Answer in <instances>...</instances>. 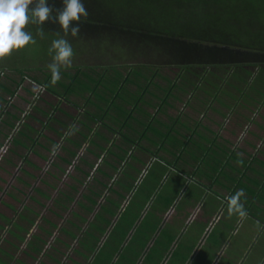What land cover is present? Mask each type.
Instances as JSON below:
<instances>
[{"label":"trees","instance_id":"trees-1","mask_svg":"<svg viewBox=\"0 0 264 264\" xmlns=\"http://www.w3.org/2000/svg\"><path fill=\"white\" fill-rule=\"evenodd\" d=\"M82 2L89 15L81 24L77 36L73 37L70 33L65 35L58 23L29 25L27 30L36 43L28 47L42 43L49 49L53 40L63 37L71 41L72 48L78 50L95 40L101 46L123 52L125 59L122 58L120 63L101 61L91 65L78 62L70 68L61 67L60 79L53 83L49 67H36L38 71L34 72L25 64L16 65L7 58L0 60V63H6L0 64V101L11 103L14 109L20 111H10L3 106L0 114V120L8 115L2 123L13 128L9 134L11 138L2 146H7L3 157L10 153L11 156L25 159L17 150L18 146L25 147L24 141L28 142L29 151L39 156L36 147H41L44 140L47 144L45 148L49 151L59 145L58 139H61L64 144L62 149L66 153V157H62L55 152L50 158L49 169L41 178L49 191L57 192V196L52 198V206L47 208V214H41L25 204L24 210L15 211L19 221L15 217H6L0 224V264H26V258L35 261L49 253H64L61 248H71L65 240H55V232L58 229L60 234L64 232L72 237L68 231L73 222L66 213L73 214L71 203L74 193L79 191H84L81 195L91 203L90 206L89 203L84 204L82 211L89 214L94 207H100L91 224H96V229L98 224H106V227L112 224L115 213H109V208H104L108 199L106 202L102 199L104 204L99 203L102 192L99 193L97 190L100 189L92 183L98 181L90 173L78 169V161L83 162L84 153L89 152L90 148L106 150L102 146L104 142L110 144L107 149L121 147L122 144L125 153L123 161L136 158L135 153L139 149L146 150L138 143L142 142L144 134L138 126L144 125L140 117L145 115V108H175V102H181L198 114L206 115V112L212 111L228 118L230 114L223 111L226 108L233 112V117L243 119L237 123L241 130L250 124L261 130L264 128V0ZM48 4L53 7V14L64 6L62 0H48ZM40 27L43 28V36L38 33ZM12 57H15L12 58L15 61L19 57L24 60L20 54H13ZM27 82L42 87L44 91L38 93ZM19 89H26L33 98L19 95ZM14 96L30 107L14 104ZM148 97L150 102H147ZM222 98L225 100L223 106L216 104ZM122 100L123 109H118L122 115L112 111L114 118L123 120L122 126L117 127L109 123L110 113L113 104ZM144 101L148 104L141 105ZM194 102L201 109H196ZM88 106L90 109H86ZM197 123L200 125L201 122ZM151 125L148 124L150 131ZM152 130L157 131L155 128ZM248 132L255 135L253 131ZM261 142L263 145L256 147L259 153L264 150V137H261ZM71 147L76 152L83 150L84 155L77 157ZM73 156L74 161L77 160L75 164ZM254 159V162L246 165L248 169H252L257 157ZM20 165L18 167L22 168ZM63 165L68 168H62ZM72 166V171H80V174L70 172ZM52 169H58L75 186L72 187L70 181L64 182L62 177L68 189L61 190L58 185L61 179ZM99 169L97 167L96 171ZM107 177L110 180L113 178L111 175ZM99 184L108 190L111 198L117 195L110 191L109 184ZM39 189L43 196L51 199L50 192L42 187H34L35 191ZM74 213L79 215V212ZM79 218L86 220L80 215ZM61 220L67 222L64 229L58 223ZM4 224L10 237L2 236L3 230H6ZM100 232L103 234L105 231ZM90 237L86 229L83 238ZM12 245L16 248L13 249ZM117 251L120 253L121 247ZM17 252H21L20 260L11 257Z\"/></svg>","mask_w":264,"mask_h":264},{"label":"crops","instance_id":"crops-1","mask_svg":"<svg viewBox=\"0 0 264 264\" xmlns=\"http://www.w3.org/2000/svg\"><path fill=\"white\" fill-rule=\"evenodd\" d=\"M3 106L0 103V114L5 107ZM193 111L190 107H175L165 111L145 108V115L140 117L144 125L138 126L139 131H144V134L142 142L138 143L146 150L139 149L135 153L136 159L128 158L123 161V170L126 168L123 175L125 186L122 194L117 193L112 197L115 201L113 204L121 202V206H124L123 228H120L121 224H116L123 216L120 213L114 215V224L107 227L106 224H98L96 229V224L91 223L100 207H94L89 214L82 211L79 201L83 204L89 202L81 195L85 192L79 191L74 193L71 203L73 214L70 220L73 226H70L68 232L72 237L64 232L60 234L58 229L55 232L57 236H61H56L55 240H65L71 248H61L64 253H49L35 261L26 258V264H264V158L258 159L257 145L243 139V134L239 135L238 122L233 129L227 128L229 122H235L229 118L233 117L232 111H225L230 114L228 118L213 112L216 117L210 121L216 128L200 120H195L192 124ZM209 112L212 111L206 112V115H198H203L206 119ZM187 116L191 121L184 118ZM2 120L0 149L11 138L9 134L13 131L10 126H2ZM198 121L206 125L208 131L201 129L204 132L202 134L187 131L188 124L195 127ZM148 124H152L151 127L157 131L152 128L151 131L148 130ZM175 126L179 128V133L174 135ZM159 127L172 128L168 132H162ZM169 136L173 138L170 139ZM226 136L236 139L230 140ZM200 137L206 140H201ZM244 142H248L253 148ZM58 144L56 152L66 157L61 139H58ZM23 145L25 147L18 146L17 150L25 159L7 153L0 161V224H3L6 217H15L19 221L15 211L24 210L25 204L41 214H47V208L52 206V198L57 196L56 191H49L41 182L40 173L44 172V175L46 171L35 161H51L53 149L48 151L44 140L41 147H36L40 154L38 156L29 151L28 142L24 141ZM245 145L255 152H249ZM201 146L204 147L203 150H195ZM239 148L246 149L248 156L238 153ZM71 149L76 152L74 147ZM87 153H84L85 156ZM75 154L77 157L81 156L79 150ZM254 157L261 162L254 163L252 170L248 169L246 165L254 162ZM87 158L86 162L78 161L77 167L96 178L98 183L94 185L100 189L97 190L99 193L102 192L99 203L104 204L102 199L106 202L110 193L99 183L110 184L111 180L107 176L116 177L118 158L107 162L105 166L93 154L89 153ZM74 159L73 156L72 161ZM208 161L213 165L204 168L203 163ZM18 164H22V168ZM97 165L100 168L98 171ZM62 168L67 169L68 166L63 165ZM234 168L236 172H233ZM243 168L245 174H240ZM15 171L20 174H15ZM52 172H56V176L61 179L58 183L61 190L68 189L62 182V177L64 182L70 181L72 187L75 186L58 169H52ZM77 173L80 174V171L73 174ZM127 182H132L133 186L130 187ZM34 187H42L44 191L50 192L51 199L38 194ZM239 190L244 192V196L240 198L246 211L244 218L236 214L230 215L228 211L227 198ZM90 205L91 203L88 204ZM118 210L119 208L116 209ZM74 211L79 212L86 220L77 218ZM64 220L58 222L63 229L67 226ZM86 229L90 238H83ZM102 230L105 231L103 234L100 232ZM116 231L118 235L115 238L119 241L109 243ZM56 247L59 248V245ZM120 247L121 252L118 253L117 249ZM11 257L20 260L22 255L17 252Z\"/></svg>","mask_w":264,"mask_h":264},{"label":"rangeland","instance_id":"rangeland-1","mask_svg":"<svg viewBox=\"0 0 264 264\" xmlns=\"http://www.w3.org/2000/svg\"><path fill=\"white\" fill-rule=\"evenodd\" d=\"M69 42H70V44H72L71 41H69ZM119 48L121 49V47H119ZM73 51H74L73 59H75L77 62L75 60H73L72 65H76L78 62L81 63V64L82 63H88V64H91V65H94V64H99L101 61H103V62H110V63L111 62H115V64H118V63H120V61L122 60V58L125 59V56H124V53L123 52H118V50L115 51L114 48H112V47H104V46H101L99 44V42H96L95 40H93L91 43H88L87 44V47H82L81 49H78V50H76V49L73 48ZM20 52H22V53H20ZM13 54H20L21 57H24V60L22 58H20V57L18 59L16 58V61L13 60L15 58V57H12ZM12 55L9 58H7V61H10L12 63L13 62H16L15 63L16 65H20V63H21V65L22 64H25L24 66H26L27 68H29V70H33L34 72H37L38 70H36V67H49V65L53 62V55H54V53L52 55H50L49 54V49L46 48L45 46H43L42 43H39L38 45H32L30 47L27 46L22 51L13 52ZM0 64H5L6 65V63H3V61ZM9 64H11V63H9ZM10 66L13 67V65H10ZM26 84L28 86L32 87L38 93H40V91H44V89L42 87L37 86V85H34V84H31L30 82H27ZM26 91H27L26 89L25 90L24 89H19L18 94L19 95L23 94V95L27 96L29 99H32L33 97L30 94H28V92H26ZM18 96L12 97V102L14 104H17L18 106L23 107V108L25 106H28V104H26ZM59 96H62V95H59ZM61 98L63 99V96ZM73 98L74 99H77L74 96H73ZM111 98H112V96H111ZM51 100L52 101H55V99H53V98ZM78 101L80 103L82 102L81 100H78ZM147 102H150L149 101V97L147 98ZM147 102L144 101L143 103H141V105H147L148 104ZM183 102H185V101H183ZM230 102L231 103H234L232 101H230ZM0 103H2L10 111L13 110V111H16L18 113L20 112V111H17L16 109H14V106H12L13 104H11V103L10 104H7V103H3L2 101H0ZM223 103H225L224 98H222L221 100H219V101L216 102V104H219V105H222V106H223ZM175 104H176L175 107L183 108V109H186L187 108L185 103L175 102ZM194 104H195V102H194ZM195 106H196V109H201V107H198L199 105L197 103L195 104ZM28 107H30V106H28ZM81 109L84 110V107H82ZM86 109H90L89 106ZM118 109H123V100L122 101H118V102L116 101V103L113 104V106L111 108V113H110L111 116H110L109 123L110 124H115V126H117V127L118 126L121 127L122 124H123V120L122 119L121 120H118V118H114L112 116L114 114V112H112V111H115V112L117 111V113L120 112ZM161 110L165 111V110H169V108L167 107V108H165V109L163 108ZM223 111H228V110L225 108ZM120 113H118V115H122V113L121 114ZM193 115L194 116H193L192 122H191L192 124H194L195 120L196 121L197 120H200L202 123H206V124L212 126L213 128H216V126H214V124L210 121V120H213L214 117H216L213 112H209L208 113V118H206V119L203 117V115H198V113L195 112V111H193ZM6 116H8V115H6ZM184 118L187 119V120H189V121H191V118L188 117V116L187 117H184ZM218 119L219 120H222L221 117H219ZM230 119H233L231 121H235V122L234 123L229 122L226 125L228 129H233L234 126H235V124L239 120H243L242 118H238L237 119L236 117H230ZM226 122H228V120H226ZM2 126H5V125H2ZM159 128H162V127H159ZM170 128H172V127H169L168 129L162 128L161 130H162V132H168V130ZM174 129H175L174 130V132H175L174 135L175 134H178L179 133V128L177 126H175ZM201 129L204 130V131H208L207 126L204 125V124H201V123H200V125H198V123H197V125H195V127H192L190 124H188L187 131H191V133L192 132H198V134H202L204 132ZM242 129L243 130H241V128H239V135L240 134H243L244 135L243 139H246L247 141H252V143H254L257 146H262L263 145V144L261 145V143H262L261 142V137H263V132H264V128L263 127H262V130H261V129H259V127L250 124V125L247 126V128L245 127V128H242ZM248 130L253 131L255 133V135L250 134L248 132ZM221 131H223V130H221ZM223 134L224 135H227L225 132H223ZM256 136H259V138H256ZM169 138L171 139L173 137L169 136ZM200 138H201V140H206V138H202V137H200ZM226 138H228L230 140H235L236 139L233 136H226ZM244 143L253 148V146L251 144H249L248 142L247 143L244 142ZM109 145L110 144L108 142L102 143V146L106 147V150H103L102 149L100 151H97V148H90V151L87 153V156H88L89 153L90 154H93V156H95L96 158H98V160L100 159L101 163L104 162V164H102L104 166H105V164L107 162H109V161H111L113 159L115 161L117 158H119L118 161H117L118 167H115L116 177L113 176V178L111 180V183L109 184V189H110L111 192H116L118 194H122V190H123V188L125 186V185H123V183H124V181H123V178H124L123 175H124L125 170H126V168H125V170H123V145L120 144L121 147H118L117 146V148L107 149V147ZM250 147H247L246 146L245 148L249 152H255V150L252 149V148H250ZM3 148L0 149V152H1V154L4 155L5 154L4 152L6 151V148H4V149ZM263 148H264V146H263ZM203 149H204L203 146H201L199 148H195V150H203ZM246 149L239 148L238 153H240L243 156L244 155H247L248 156V152H247ZM82 151L83 150L80 151V154L82 153ZM102 151H104L105 153L102 152ZM98 152H100V153H98ZM113 154H115V155H113ZM87 156H85L83 158V161L84 162L88 161ZM258 156H259L258 159L264 158V150L261 153H258ZM0 159H1V157H0ZM132 159H136V158L133 157ZM258 159L256 160L255 163H260L261 162ZM35 161L38 162L41 165V167H42V169H44V171H46L50 167L49 166L50 161L49 162L48 161L44 162V161H41L40 159H35ZM90 163H92L94 165L93 162H90ZM261 164H263V163H261ZM210 165H213V163L211 161H208V162L203 163V167L204 168L211 167ZM98 166L99 165H97V167ZM263 166H264V164H263ZM69 170H70V172H72V168L71 167L69 168ZM229 170H230V167H229ZM233 172H236V168L233 169ZM243 172H244V168L240 172V174L241 173L242 174H245ZM14 173L15 174H20L19 171H15ZM43 173L44 172L40 173L41 174V177L44 176ZM73 173H75V172H73ZM250 173H251V171H249L248 174H250ZM109 182L110 181H108V183ZM92 183L95 184V182H93V181H92ZM127 184H129L130 187L133 186L132 182H127ZM36 192L38 194H42L41 191H40V189L39 190H36ZM106 198L108 199L107 200L108 204H105L104 205V208H109V210L114 211V213L116 215H120V213H121V216L123 215L119 219L118 223H116V224H121L120 225V228H123V224H124V206H121V202L120 203L117 202L116 204L111 205V201L113 203H115V201L112 200V198L110 196H108ZM79 205H80L81 208H84V204L81 203L80 201H79ZM118 208H119V210L116 211V209H118ZM66 215H68V214H66ZM70 216L71 215H69L68 217H70ZM76 216H77V218L79 217L78 214ZM112 224H114V221L112 222ZM14 228L17 229L18 227L17 226H14ZM5 229L6 230H3V235L2 236L3 237H10L8 235V233H7V226L6 225H5ZM12 233H13V231H12ZM117 235H118V232L117 231L114 234H112V236L110 237L109 243H112L113 244L115 241H119V239L116 240V238H115V237H117ZM12 247H13V249L16 248L13 245H12Z\"/></svg>","mask_w":264,"mask_h":264},{"label":"clouds","instance_id":"clouds-1","mask_svg":"<svg viewBox=\"0 0 264 264\" xmlns=\"http://www.w3.org/2000/svg\"><path fill=\"white\" fill-rule=\"evenodd\" d=\"M63 8L55 10L49 6L48 0H0V60L9 58L13 52L22 51L36 41L27 30L29 25L43 26L46 22L58 23L65 35L69 33L75 37L81 31V24L89 15L82 0H62ZM43 36V28L38 29ZM53 55V62L49 65L53 83L60 79V68H70L74 51L70 42L61 37L53 40L49 54ZM59 145L53 147V154ZM243 190L227 198L229 214H236L241 218L246 216L240 198Z\"/></svg>","mask_w":264,"mask_h":264},{"label":"built area","instance_id":"built-area-1","mask_svg":"<svg viewBox=\"0 0 264 264\" xmlns=\"http://www.w3.org/2000/svg\"><path fill=\"white\" fill-rule=\"evenodd\" d=\"M2 148H3V147H2ZM4 148H6V151H7V146H6V147L4 146ZM4 148H3V149H4ZM6 151H5L4 153H6ZM81 155H82V153H81ZM0 157H1V159H2V157H3V154H1V152H0ZM1 159H0V160H1ZM77 159H78V158H77ZM76 162H77V160L74 161V164H75ZM71 168H73V166H72Z\"/></svg>","mask_w":264,"mask_h":264}]
</instances>
